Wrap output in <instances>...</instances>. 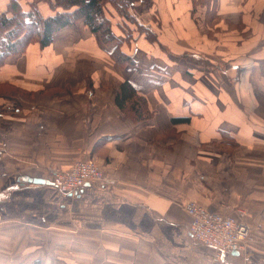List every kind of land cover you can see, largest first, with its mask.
Wrapping results in <instances>:
<instances>
[{
    "label": "crops",
    "instance_id": "1",
    "mask_svg": "<svg viewBox=\"0 0 264 264\" xmlns=\"http://www.w3.org/2000/svg\"><path fill=\"white\" fill-rule=\"evenodd\" d=\"M8 1L0 0V9ZM244 1L216 0L217 16L236 18L225 6ZM194 10L188 5L189 17ZM53 44L35 56L31 50L40 49L30 46L0 67V82L31 94L0 98V264H264V115L225 108L210 119V111L198 112L186 79L168 76L173 66L158 51L165 74L154 63L147 71L139 64L118 68L104 47L107 59L92 62V91L81 92L87 79L78 62L56 59ZM115 79L146 99L150 120L123 117ZM83 157L97 159L115 181L86 183L73 195L47 184V167L66 170ZM189 202L223 213L244 207L252 240L220 260L190 245Z\"/></svg>",
    "mask_w": 264,
    "mask_h": 264
},
{
    "label": "rangeland",
    "instance_id": "2",
    "mask_svg": "<svg viewBox=\"0 0 264 264\" xmlns=\"http://www.w3.org/2000/svg\"><path fill=\"white\" fill-rule=\"evenodd\" d=\"M19 1L25 10L29 9L28 3L32 1L37 8H39V3L47 6L48 14L44 16L40 12L44 17L54 14L48 4L42 0ZM180 1L182 0H114L105 5L104 12L112 23L114 35L120 41L126 37L127 32L131 34L128 41H122L121 49L126 54L133 55L134 60L138 61L140 66L143 65L145 71L152 66L149 63H154L153 67L158 69L157 73H166L165 67L159 63L160 58L157 54L170 61L169 65L173 66L171 69L173 72L168 73V76L174 74L176 77L182 76L186 79V85L189 86L187 90L193 93L192 106L197 107L198 112L208 110L210 111L209 118L215 119L216 110L223 113L225 108H235L247 112L254 111L263 117L264 0H245L237 5L238 9L235 4L234 7L225 4L227 9L236 12L231 16L236 17L233 19L225 18L222 13L220 17L217 16L218 3L216 0H192V3L186 0V4ZM190 4L195 9L193 17H189L187 12ZM158 10L164 20L158 19L160 17ZM171 11L179 12L176 20L168 19V12ZM203 12H206V16ZM255 12L261 13L262 16L255 15ZM154 13L157 16H154ZM126 14L132 19L125 17ZM183 15L187 16V20ZM136 21L154 32L157 42L150 44L144 39L143 34L138 35ZM68 27L70 28H63L64 30L58 36H53L55 37L52 41L54 48L60 51L59 56L55 58L63 59L60 55H65L63 60L71 59V61L78 62L77 67L87 79L82 82L78 90L92 91V62L107 59L102 49L105 47L111 50L114 44L104 46L99 36L90 33L84 26L83 20ZM141 43H144L146 47H157L156 51L153 53L152 49L144 50ZM31 47L40 49V51L31 50L33 56L42 54L46 51L43 49L48 48L41 49L36 44ZM20 56L12 57L19 58ZM108 58L114 63L109 54ZM114 64L118 68H123L117 63ZM114 81L118 86L122 82L118 81V83L116 79ZM105 88L100 86L99 90L104 91ZM25 90L26 88L15 83L0 82V98L8 95L31 97V94ZM2 109L0 106V113L4 114ZM210 147L216 151L217 149L225 150L230 155L233 153L232 149H227L218 143H212ZM86 158H79L76 161ZM89 159L95 161L112 183L115 181L110 174L105 172L97 159L94 157H89ZM50 168L56 167H47V170ZM238 208L247 214V210L238 205L233 206L226 213L230 214Z\"/></svg>",
    "mask_w": 264,
    "mask_h": 264
},
{
    "label": "trees",
    "instance_id": "3",
    "mask_svg": "<svg viewBox=\"0 0 264 264\" xmlns=\"http://www.w3.org/2000/svg\"><path fill=\"white\" fill-rule=\"evenodd\" d=\"M42 1L48 4L54 12L53 15L44 17L32 1L28 3V10H23L18 0H9L3 9H0V67L9 57L24 54L34 44L41 49L49 47L56 32L75 25L79 20H83L89 32L98 35L104 45L114 44L109 53L114 63L122 67L139 64L133 55H128L121 49L122 41H128L131 34L127 32L126 37L120 41L114 35L112 23L105 15V5L114 0ZM125 17L132 19L127 14ZM135 26L137 34H143L147 42L150 44L157 42L154 32L138 22ZM115 105L123 117L133 123L148 121L153 115L146 99L128 81L120 83ZM173 122L181 123L186 120L177 118L173 119Z\"/></svg>",
    "mask_w": 264,
    "mask_h": 264
},
{
    "label": "built area",
    "instance_id": "4",
    "mask_svg": "<svg viewBox=\"0 0 264 264\" xmlns=\"http://www.w3.org/2000/svg\"><path fill=\"white\" fill-rule=\"evenodd\" d=\"M48 180L62 195H73L86 183L111 184L95 161L86 158L75 161L68 169L50 168ZM189 217V244L208 249L215 260L244 250L251 239V226L247 214L238 208L232 213L209 211L189 202L185 205Z\"/></svg>",
    "mask_w": 264,
    "mask_h": 264
},
{
    "label": "water",
    "instance_id": "5",
    "mask_svg": "<svg viewBox=\"0 0 264 264\" xmlns=\"http://www.w3.org/2000/svg\"><path fill=\"white\" fill-rule=\"evenodd\" d=\"M18 181L21 182V183H24V182H28V183H32V182H34V183H44V181H40V180H36V179H30V178H27V177H22ZM47 184H51V183L47 182ZM237 254H238L237 252L232 253L233 256H236Z\"/></svg>",
    "mask_w": 264,
    "mask_h": 264
}]
</instances>
